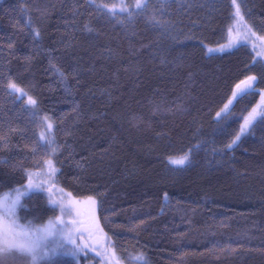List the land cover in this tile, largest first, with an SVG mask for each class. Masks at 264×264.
Masks as SVG:
<instances>
[{
	"label": "trees",
	"instance_id": "trees-1",
	"mask_svg": "<svg viewBox=\"0 0 264 264\" xmlns=\"http://www.w3.org/2000/svg\"><path fill=\"white\" fill-rule=\"evenodd\" d=\"M124 1L112 15L116 0H0V195L51 161L60 187L99 199L123 264H264V116L228 147L258 96L233 93L264 88V61L208 53L229 41L231 0ZM237 2L264 36V0ZM23 200L25 220L58 214L46 194Z\"/></svg>",
	"mask_w": 264,
	"mask_h": 264
},
{
	"label": "snow or ice",
	"instance_id": "snow-or-ice-1",
	"mask_svg": "<svg viewBox=\"0 0 264 264\" xmlns=\"http://www.w3.org/2000/svg\"><path fill=\"white\" fill-rule=\"evenodd\" d=\"M232 5L235 8L233 19L237 20L239 23L243 20L240 12V4L237 0H231ZM147 0H135L133 7L138 11H143L147 7ZM100 7L108 9V5L104 4ZM112 15H115V5L112 9H109ZM120 11L127 12L128 6L122 5ZM129 15H132L129 12ZM231 31V29H230ZM38 36L39 33L37 32ZM223 51L224 49H220ZM213 51L212 49L208 50ZM264 54V53H260ZM63 76V73H60ZM249 80H255V77H249ZM240 88V85L236 86ZM8 88L15 92H20L22 95H27L23 92L21 88L15 82L9 81ZM251 85L248 84L245 90H242L240 96L247 95L250 91H253ZM236 93H233V98L236 97ZM29 102L35 104V100L29 97ZM229 100L228 104H231ZM228 104L225 105L224 109L221 111H226L228 109ZM255 112V110H253ZM260 115L264 116V113ZM220 116V113H217ZM255 119V116H250L249 119L244 121V125L240 129V134H243L247 126L251 121ZM264 123V120L261 121ZM49 134L51 135L52 125L48 124ZM240 140V135H236L235 139L231 144L228 145L229 148L233 144H236ZM53 143L49 140V144ZM189 159V155L186 153L178 159H170V164L172 165H184ZM49 168L48 175H52L55 171L54 166L51 165V161L44 162ZM40 184H33L31 175L28 176V185L26 188H14L9 193H5L0 197V264H10L12 261L19 260L21 258H26L29 264H40L42 261L50 260L52 257L56 256L61 250L71 251L75 254L76 248L79 246L76 243V235L80 233V227L78 226V221L76 219L64 220L63 215L71 217L73 215L74 205L69 200L67 204L64 203L63 198L60 201L55 199H50L49 203L53 205V210H58L62 215L57 216L55 220H49L46 225L36 226L32 224L31 221L28 224L21 225L18 223L19 217L17 216V209L22 207L21 198L27 194L28 191L33 188H39ZM51 191V189H47ZM63 191L62 189L60 190ZM70 196V194H68ZM76 215H79L77 212ZM114 255V253H113ZM129 259H134L136 264H147L146 259L143 254L135 257H129Z\"/></svg>",
	"mask_w": 264,
	"mask_h": 264
},
{
	"label": "rangeland",
	"instance_id": "rangeland-1",
	"mask_svg": "<svg viewBox=\"0 0 264 264\" xmlns=\"http://www.w3.org/2000/svg\"><path fill=\"white\" fill-rule=\"evenodd\" d=\"M122 5H126L124 0H116L115 10L123 12L120 11ZM241 45L249 46L254 51L256 57L264 61V54H260L264 53V36L256 34L250 28L244 18L239 23L237 22V20L234 19L229 41L224 45L209 48L213 51H208V53L222 54L233 51L235 48ZM220 49L224 50L221 51ZM16 93L21 97L24 96V99L29 104H32L29 102V97L27 95H22L20 92ZM256 93H258V96L255 103L250 109V112L243 119L241 126L235 133L230 144L238 134L240 135L241 140L245 135L249 133L254 124L263 117L260 114L264 113V88H258V90H256ZM228 109L226 111H221L220 116L224 113H227ZM253 110H255V112ZM250 116H255V119H253L251 123L247 126L244 133L240 134V129L244 125V121L246 119H249ZM48 124L51 123L47 120V125ZM48 130L49 129L47 128V131ZM239 141H237V143ZM236 144H233L232 147ZM48 172L49 168L48 166H45L39 171H35L29 174L31 175L33 184H40V187L38 189L33 188L32 190L28 191L27 194L21 198V203H24L23 199H27V197H30L32 194L35 193L46 194L48 196L49 201L50 199L60 201L61 198H63L64 203L67 204L69 200H71L74 205L73 215L71 217L63 215L62 218L66 221L71 219H76L78 221L80 233L76 235V243L79 247L76 248L75 254H73L71 251L61 250L56 256L52 257L50 260L42 261L40 262V264L52 262L57 259H67L73 262L74 264H123L118 257V252L114 240L112 239V237H110L107 233L104 232L101 226L99 215V199L96 196L86 198L74 197L70 192L64 190L56 183L57 170H55L52 175H48ZM27 185L28 183L21 188H26ZM47 189H51V191L49 192L47 191ZM61 189L63 190L62 192L60 191ZM4 194L0 195V197H2ZM68 194H70V196ZM19 210L20 208L17 209V216L19 217L18 223L26 226L29 222V219L25 220L26 218H22L21 214L18 213ZM77 212L79 213V215H76ZM61 215L62 214L58 211L57 216ZM56 217L46 220V222L43 224H36L32 221L31 222L36 226H43L46 225L49 220H55Z\"/></svg>",
	"mask_w": 264,
	"mask_h": 264
},
{
	"label": "water",
	"instance_id": "water-1",
	"mask_svg": "<svg viewBox=\"0 0 264 264\" xmlns=\"http://www.w3.org/2000/svg\"><path fill=\"white\" fill-rule=\"evenodd\" d=\"M248 84H250L251 87H252V89L255 90V89L258 87L259 81H258V79H255V80H249V81H247L246 83L240 85V88L237 89V94H238L239 96H240L241 91H242V90H245V89H246V86H247ZM254 90H253V91H254ZM253 91H250L247 95H249V94L252 93ZM247 95H243V96H247ZM243 96H242V97H243Z\"/></svg>",
	"mask_w": 264,
	"mask_h": 264
},
{
	"label": "flooded vegetation",
	"instance_id": "flooded-vegetation-1",
	"mask_svg": "<svg viewBox=\"0 0 264 264\" xmlns=\"http://www.w3.org/2000/svg\"><path fill=\"white\" fill-rule=\"evenodd\" d=\"M82 227V226H81ZM84 232H86V231H84Z\"/></svg>",
	"mask_w": 264,
	"mask_h": 264
}]
</instances>
